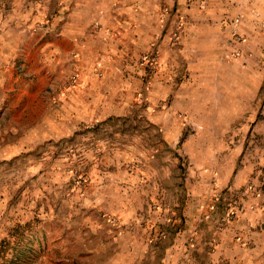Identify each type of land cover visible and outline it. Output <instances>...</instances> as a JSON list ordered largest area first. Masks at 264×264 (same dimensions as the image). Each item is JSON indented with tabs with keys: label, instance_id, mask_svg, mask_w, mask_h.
I'll return each mask as SVG.
<instances>
[{
	"label": "rangeland",
	"instance_id": "1",
	"mask_svg": "<svg viewBox=\"0 0 264 264\" xmlns=\"http://www.w3.org/2000/svg\"><path fill=\"white\" fill-rule=\"evenodd\" d=\"M175 2L174 68L102 91L60 0H0V264H264V0Z\"/></svg>",
	"mask_w": 264,
	"mask_h": 264
},
{
	"label": "crops",
	"instance_id": "2",
	"mask_svg": "<svg viewBox=\"0 0 264 264\" xmlns=\"http://www.w3.org/2000/svg\"><path fill=\"white\" fill-rule=\"evenodd\" d=\"M175 1L60 0V38L69 44L65 52L75 54L79 74L102 76L97 78V89L102 91L108 87V76L131 75L154 60L152 54L158 58L157 70H172L180 51L173 39ZM179 7L185 18L193 10L191 4ZM186 19L191 25V19ZM187 30L179 42L190 67V51L201 52L198 46L192 47L191 37L200 35L191 36ZM183 86L191 87V80Z\"/></svg>",
	"mask_w": 264,
	"mask_h": 264
}]
</instances>
